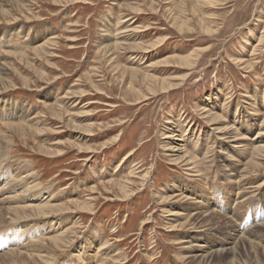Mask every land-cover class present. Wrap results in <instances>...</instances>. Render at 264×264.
Segmentation results:
<instances>
[{
  "label": "rangeland",
  "instance_id": "rangeland-1",
  "mask_svg": "<svg viewBox=\"0 0 264 264\" xmlns=\"http://www.w3.org/2000/svg\"><path fill=\"white\" fill-rule=\"evenodd\" d=\"M0 68V264H264V0H0Z\"/></svg>",
  "mask_w": 264,
  "mask_h": 264
},
{
  "label": "bare ground",
  "instance_id": "bare-ground-1",
  "mask_svg": "<svg viewBox=\"0 0 264 264\" xmlns=\"http://www.w3.org/2000/svg\"><path fill=\"white\" fill-rule=\"evenodd\" d=\"M116 43V42H115ZM114 43V44H115ZM151 45V44H150ZM116 46V45H115ZM156 48V47H155ZM194 55V54H193ZM179 60L180 61H186V60H188L187 59V57H179ZM1 69V68H0ZM5 70V69H4ZM179 85V84H178ZM172 87V84H169V83H164V82H162V84H161V88L162 89H167V88H171ZM231 128V127H230ZM183 129V128H182ZM228 130H230V129H227V130H225V131H228ZM232 130V129H231ZM236 131V130H235ZM261 134V133H260ZM264 134V133H263ZM174 135V134H173ZM256 137H257V135H256ZM239 138V137H238ZM241 138H242V136H241ZM175 146H178V145H171L169 148H168V150H171V151H177V150H179V148H177V147H175ZM260 148V146H257V148L255 149V150H258ZM183 157V155L182 156H178V158L176 157L175 158V160H179V158H182ZM252 159V158H251ZM7 182V181H6ZM31 185V184H30ZM33 186H34V184H33ZM33 188V187H32ZM34 198L35 197H38V196H33ZM52 198V195H50V194H48V195H46V196H44V197H42V199L39 201L40 203L39 204H35V205H33V204H30V205H28L30 208H28V209H30L31 210V212H28V215H30V214H33V212H36V214H40V213H42V214H46V212H48L49 211V209H51L52 210V207L54 206V205H46L45 203H47V202H45V203H43V201L44 200H46V199H48V201L50 200ZM49 203V202H48ZM19 207H22V208H25V206H15L14 208H19ZM12 207H8L6 210L7 211H9L10 209H11ZM24 213V212H23ZM14 214L16 215V214H19V211L18 210H15L14 211ZM26 215V214H25ZM41 215V214H40ZM12 219H14V220H17V217H13ZM0 221H4L3 219H2V217H0ZM148 222V221H147ZM264 223V221L262 222V223H260V224H263ZM235 230H237V229H234V231ZM48 232V231H47ZM45 233V232H44ZM45 236H47L46 234H45ZM264 236V235H263ZM51 237V238H50ZM50 237L48 238V237H44L45 239L44 240H47V241H51V240H53V238H52V235H50ZM55 237V236H54ZM238 237V235L236 234V232L235 233H233V235H232V237H231V239H236ZM56 238V237H55ZM242 237H241V235H239V239H241ZM237 241V240H236ZM244 241V239L242 238V242ZM191 242V241H190ZM235 242V241H234ZM238 242V241H237ZM57 243V242H56ZM58 244V243H57ZM237 245V244H236ZM54 247H55V245H54ZM201 247H206V246H201ZM231 249H233V247H231V248H229V250H231ZM200 250V249H199ZM224 249L222 248L221 250H219V248H217V249H211V247H208L207 246V248H205L203 251H205L206 252V258H205V261L204 262H208L209 260H211V261H213V258H214V256H216V254L219 252V251H223ZM226 250V249H225ZM228 249H227V252L229 253L230 251H229ZM6 255V254H5ZM7 256H9V255H7ZM42 256V255H41ZM199 262H200V260H199ZM14 263V262H13ZM13 263H11V264H13Z\"/></svg>",
  "mask_w": 264,
  "mask_h": 264
}]
</instances>
